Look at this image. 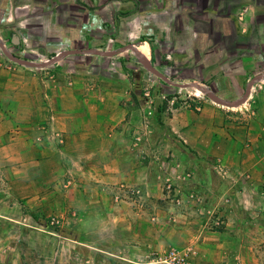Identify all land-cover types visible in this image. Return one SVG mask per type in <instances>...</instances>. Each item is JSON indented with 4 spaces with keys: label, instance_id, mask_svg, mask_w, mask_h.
<instances>
[{
    "label": "crops",
    "instance_id": "1",
    "mask_svg": "<svg viewBox=\"0 0 264 264\" xmlns=\"http://www.w3.org/2000/svg\"><path fill=\"white\" fill-rule=\"evenodd\" d=\"M0 11V223L36 264H132L187 246L194 264H258L264 0H0ZM24 45L40 68L14 61ZM189 83L207 98L186 100ZM179 171L192 174L184 195L229 203L223 231L164 193ZM31 214L64 219L69 237Z\"/></svg>",
    "mask_w": 264,
    "mask_h": 264
},
{
    "label": "rangeland",
    "instance_id": "2",
    "mask_svg": "<svg viewBox=\"0 0 264 264\" xmlns=\"http://www.w3.org/2000/svg\"><path fill=\"white\" fill-rule=\"evenodd\" d=\"M3 13L4 11H0V14L2 16H3ZM26 13H27L26 9L21 8V7H18L14 11V15L17 17V19L18 20L21 19L20 22H22V24L20 23L21 25L20 28H22L23 22H25V21H22V18L25 16ZM15 16H14V19L16 21ZM15 21L14 23L16 24ZM0 34L2 33L0 32ZM1 46H2V42L0 43V51L2 50ZM23 48L21 49V52L24 51L23 55L19 57L15 56L17 60L19 61V63L24 62V64L34 65V68H38V67L40 68L41 65H43L44 62L47 60L46 58L42 56V54H33L31 52H27L26 45H24ZM189 84H191L192 86L184 89V93L187 97H189V95H191V97H194L193 96L194 94L201 93L204 95L202 97L207 98L205 93L199 89L202 85H200L199 83H189ZM175 93L176 92H174V94ZM250 94L251 92L249 91V96ZM249 100H250V97H249ZM221 175L223 178H227V173H225L224 171H221ZM191 177H192V174L187 171L186 172L179 171L174 176H168L164 180L165 184L162 186L164 193L166 195L168 194L170 197L173 198V202L176 206H183L184 204L188 206V205L193 204L195 205L194 207L200 208V210L203 211V216L205 217L206 223L208 225L207 227L212 231H223V228L225 227L224 220L226 219L224 214L227 213V211L229 210V208L226 207V205H228L229 203L224 201L223 205L225 206H218V207L210 206L209 207L205 204L203 199L199 198V196H197L195 193L190 192L184 195V192L182 191L181 187L177 183L186 181V179H189ZM31 217L33 220H29V221L33 223L32 225L39 224L42 230L44 231V233L52 234L60 239L69 237L67 233V231L69 230L68 229L69 225H66V222L64 219H61L56 216L49 217L48 219H45L46 220L44 222L45 225H42V223L39 220L37 221V219L34 217V214H31ZM152 221L159 222V224L164 222L162 219H159L157 216L153 217ZM12 224L15 226L17 225V226L24 227L28 224V222L26 221H23L22 223L12 222ZM70 224L72 225L71 222ZM102 237L103 235H98L97 238L101 239ZM188 248H191L192 250H194L193 247L187 246L185 248L170 247L167 251H170L172 249L184 250ZM255 255L258 260V264H264V250L256 251ZM155 256H156V253L154 252L148 253L142 260L132 263V264L149 263L151 259ZM44 260H45L44 258H39L38 255H36L33 251L31 252L25 249V243L20 234L18 233L12 234L9 232V230L6 231L5 229L1 227V223H0V264H30V263L36 264V262L37 263L44 262Z\"/></svg>",
    "mask_w": 264,
    "mask_h": 264
},
{
    "label": "built area",
    "instance_id": "3",
    "mask_svg": "<svg viewBox=\"0 0 264 264\" xmlns=\"http://www.w3.org/2000/svg\"><path fill=\"white\" fill-rule=\"evenodd\" d=\"M258 86H256L255 88H257ZM255 88L253 87L250 92V99H252V95L256 92ZM194 97H191V95H189V97L186 98V100H203L204 96L201 93H196L193 95ZM179 99H175L174 101V105L179 103ZM139 193V192H136ZM194 255V250H192L191 248L188 249H184V250H179V249H172L170 251H167L166 253L163 254H156L155 257H153L151 259V261L149 263L146 264H194L192 261V257Z\"/></svg>",
    "mask_w": 264,
    "mask_h": 264
},
{
    "label": "water",
    "instance_id": "4",
    "mask_svg": "<svg viewBox=\"0 0 264 264\" xmlns=\"http://www.w3.org/2000/svg\"><path fill=\"white\" fill-rule=\"evenodd\" d=\"M13 59H14V58H13ZM14 61H15V62H18V60H16V59H15ZM30 66L34 67V65H31V64H30ZM161 77H162V76H161ZM163 79H164V78H163ZM165 80L169 83V81H168L167 79H165ZM191 86H192V85L189 84V85H185L184 87H185V88H188V87H191ZM205 95H207V92H205ZM216 103H218V104H220V105H223V106H226V107H233V106L237 107V106H238V105H237V106H236V105H231V106H230V105H227L226 103L218 102V101H216Z\"/></svg>",
    "mask_w": 264,
    "mask_h": 264
}]
</instances>
